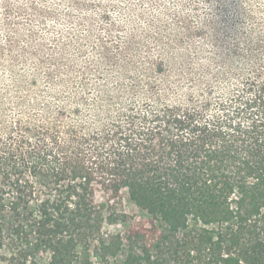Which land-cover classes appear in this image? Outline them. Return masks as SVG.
<instances>
[{
	"label": "trees",
	"instance_id": "16d2710c",
	"mask_svg": "<svg viewBox=\"0 0 264 264\" xmlns=\"http://www.w3.org/2000/svg\"><path fill=\"white\" fill-rule=\"evenodd\" d=\"M258 40L215 71L162 62L108 107L0 123V264H264Z\"/></svg>",
	"mask_w": 264,
	"mask_h": 264
},
{
	"label": "rangeland",
	"instance_id": "374dc122",
	"mask_svg": "<svg viewBox=\"0 0 264 264\" xmlns=\"http://www.w3.org/2000/svg\"><path fill=\"white\" fill-rule=\"evenodd\" d=\"M71 1L0 0V123L108 107L159 82L162 62L171 76L215 71L210 59L229 64L264 37V0Z\"/></svg>",
	"mask_w": 264,
	"mask_h": 264
}]
</instances>
